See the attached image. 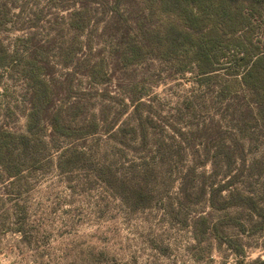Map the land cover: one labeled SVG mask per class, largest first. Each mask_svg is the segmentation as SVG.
<instances>
[{"label":"rangeland","instance_id":"374dc122","mask_svg":"<svg viewBox=\"0 0 264 264\" xmlns=\"http://www.w3.org/2000/svg\"><path fill=\"white\" fill-rule=\"evenodd\" d=\"M139 22L144 0H0V130L25 132L35 71L50 87L40 160L15 187L0 167V264H263L264 120L243 89L216 96L223 70L122 59Z\"/></svg>","mask_w":264,"mask_h":264},{"label":"trees","instance_id":"16d2710c","mask_svg":"<svg viewBox=\"0 0 264 264\" xmlns=\"http://www.w3.org/2000/svg\"><path fill=\"white\" fill-rule=\"evenodd\" d=\"M144 1L149 8V17L155 23L145 27L144 22H139L143 41L129 43L122 59L140 62L147 56H154L173 62L179 72L193 65L203 79H213L217 77L215 74L218 71L223 70L227 76L218 84L220 86L215 91L216 96L224 99L243 89L255 103L258 117L264 120V0ZM81 47H70L67 50L65 65L67 61H73V50L77 51ZM131 53L133 57H129ZM88 71L94 79H97V74H106L101 62L90 65ZM34 74L28 80L32 102L25 132L14 134L0 130V167L12 187L20 183L27 159L40 160L38 153L48 146L43 139V113L47 110L43 103L49 97L50 87L40 78V71ZM37 99L42 100L41 103ZM60 115L61 111L56 110L48 118L57 136L67 135L70 128L61 122ZM96 129L94 123L84 133ZM15 148L19 150L17 154L24 158L23 161L13 159ZM65 153L62 151L59 156L61 169L74 157H68ZM230 172L227 170L225 174L230 175ZM230 178L218 186L216 191L231 187L234 179ZM132 194L136 197L143 195L139 183L134 185ZM234 197L239 199L230 201V204L254 202L249 195L239 194ZM255 210L264 213L263 209Z\"/></svg>","mask_w":264,"mask_h":264}]
</instances>
